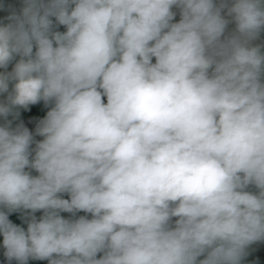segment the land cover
I'll use <instances>...</instances> for the list:
<instances>
[{
    "label": "clouds",
    "instance_id": "clouds-1",
    "mask_svg": "<svg viewBox=\"0 0 264 264\" xmlns=\"http://www.w3.org/2000/svg\"><path fill=\"white\" fill-rule=\"evenodd\" d=\"M5 19L9 264H241L264 240V0H23ZM40 101L32 149L7 117Z\"/></svg>",
    "mask_w": 264,
    "mask_h": 264
},
{
    "label": "rangeland",
    "instance_id": "rangeland-1",
    "mask_svg": "<svg viewBox=\"0 0 264 264\" xmlns=\"http://www.w3.org/2000/svg\"><path fill=\"white\" fill-rule=\"evenodd\" d=\"M219 0H217V3ZM0 4H3L4 7L0 8V25L8 23V21L5 19L8 15L11 14L12 11H15L17 14H19L21 8L23 7V0H0ZM172 11L176 13V16L174 17L173 22H178L180 19V13L179 9L177 7H173ZM53 23L55 24V18H53ZM235 27L234 24H229L228 30L231 31ZM54 30L57 31H66V28L63 25H57ZM256 44H264V31L261 32L259 40L255 41ZM35 51V49H34ZM262 51H264V48H262ZM17 60L19 57L16 58ZM15 60L8 66L7 71H11L14 67ZM153 62H155V59L153 58ZM5 71L4 69H0V72ZM262 82H264V77H262ZM11 87V86H10ZM6 100V94L0 95V102H3ZM104 102H107L106 97H103ZM54 105L52 103L45 104L43 101H40L36 105H30L28 109H17L18 115H9L7 117V120L12 121V127L15 128L17 125L22 124L24 127H27L29 131L33 134L34 137V143L31 145L32 149H35V142L41 141L43 137L36 134V128L39 124V122L45 118L47 112L53 107ZM5 118L0 117V126H2L5 123ZM34 155V152H33ZM27 171H30L33 176L38 175V173L35 170L26 169ZM250 191L257 193L258 190L253 186L249 185L248 187ZM62 198L69 199V196L67 193L62 194ZM6 211V210H5ZM21 213V218L25 215L24 212ZM11 214H9V219L11 220ZM36 217L39 219L42 215V211H38L35 213ZM61 215L66 219H72V218H78L82 215H87L88 218H91V214H86L84 212H78L76 213V217H73L71 213H61ZM23 219V218H22ZM177 218L173 217L172 223L174 225V222ZM24 220V219H23ZM3 237L0 236V259L6 258L4 256V248H3ZM204 257L201 256L199 259H203ZM48 264L47 260H29L28 264ZM241 264H264V240L254 242L246 249V255L242 259Z\"/></svg>",
    "mask_w": 264,
    "mask_h": 264
},
{
    "label": "trees",
    "instance_id": "trees-1",
    "mask_svg": "<svg viewBox=\"0 0 264 264\" xmlns=\"http://www.w3.org/2000/svg\"><path fill=\"white\" fill-rule=\"evenodd\" d=\"M11 221L21 227H24L25 229L27 228V224L25 223V221L21 218V213L20 212H13L12 215H11ZM102 255L101 254H98V257Z\"/></svg>",
    "mask_w": 264,
    "mask_h": 264
},
{
    "label": "water",
    "instance_id": "water-1",
    "mask_svg": "<svg viewBox=\"0 0 264 264\" xmlns=\"http://www.w3.org/2000/svg\"><path fill=\"white\" fill-rule=\"evenodd\" d=\"M0 264H9V261H7L6 258H1V259H0ZM12 264H17V262H14V263H12Z\"/></svg>",
    "mask_w": 264,
    "mask_h": 264
},
{
    "label": "crops",
    "instance_id": "crops-1",
    "mask_svg": "<svg viewBox=\"0 0 264 264\" xmlns=\"http://www.w3.org/2000/svg\"><path fill=\"white\" fill-rule=\"evenodd\" d=\"M246 190H247V191H250V189H249V188H247ZM250 192H252V191H250ZM253 193H255V192H253ZM14 262H16V261H14V260H13V261H11V264H12V263H14ZM30 264H31V263H30Z\"/></svg>",
    "mask_w": 264,
    "mask_h": 264
}]
</instances>
